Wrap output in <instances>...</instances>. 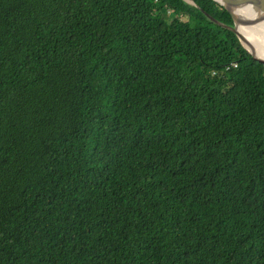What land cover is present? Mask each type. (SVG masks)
Wrapping results in <instances>:
<instances>
[{
	"label": "trees",
	"instance_id": "obj_1",
	"mask_svg": "<svg viewBox=\"0 0 264 264\" xmlns=\"http://www.w3.org/2000/svg\"><path fill=\"white\" fill-rule=\"evenodd\" d=\"M191 2L0 0V264H264V64Z\"/></svg>",
	"mask_w": 264,
	"mask_h": 264
},
{
	"label": "bare ground",
	"instance_id": "obj_2",
	"mask_svg": "<svg viewBox=\"0 0 264 264\" xmlns=\"http://www.w3.org/2000/svg\"><path fill=\"white\" fill-rule=\"evenodd\" d=\"M231 10L241 20L236 29L245 46L255 57L264 60V20L260 19V12L249 4Z\"/></svg>",
	"mask_w": 264,
	"mask_h": 264
},
{
	"label": "water",
	"instance_id": "obj_3",
	"mask_svg": "<svg viewBox=\"0 0 264 264\" xmlns=\"http://www.w3.org/2000/svg\"><path fill=\"white\" fill-rule=\"evenodd\" d=\"M188 2L192 3L191 0H187ZM217 3H219L221 6H223L231 15L233 19L234 26L228 27L232 32L235 33L238 40L240 41L241 45L244 47V49L247 51V53L256 61H258L261 64H264V60H261L260 58L255 57L245 46L244 38L238 33L237 26L240 24L241 20L238 19L233 13L231 8L241 7L243 5H251L253 8H255L258 12H260L261 20H264V0H213ZM259 19V20H260ZM212 21H215L211 18ZM217 24L222 25L221 23L215 21Z\"/></svg>",
	"mask_w": 264,
	"mask_h": 264
},
{
	"label": "clouds",
	"instance_id": "obj_4",
	"mask_svg": "<svg viewBox=\"0 0 264 264\" xmlns=\"http://www.w3.org/2000/svg\"><path fill=\"white\" fill-rule=\"evenodd\" d=\"M233 66H235V65H233Z\"/></svg>",
	"mask_w": 264,
	"mask_h": 264
}]
</instances>
